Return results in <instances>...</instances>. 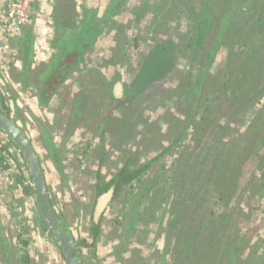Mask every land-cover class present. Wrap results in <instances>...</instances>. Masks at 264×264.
Returning <instances> with one entry per match:
<instances>
[{
    "label": "rangeland",
    "instance_id": "1",
    "mask_svg": "<svg viewBox=\"0 0 264 264\" xmlns=\"http://www.w3.org/2000/svg\"><path fill=\"white\" fill-rule=\"evenodd\" d=\"M46 1L50 8L44 13L49 15L35 2L32 20L16 31L4 21L5 14L2 18L5 48L16 43L20 50L0 58V109L14 115L34 142L53 205L77 238L81 264H264V111L254 112L253 102L248 112L233 103L253 83L243 77L256 74L250 73L253 59L264 57V0H125L119 16L95 34L90 47L76 49L83 52L74 68L78 76L63 84L73 62L60 67L50 85H60L61 92L50 99L41 94L42 88H31L34 74L28 73L26 82L14 75L20 84L14 83V61L24 57L27 67V58L33 65L34 56L50 62L63 40L83 30L86 21L82 24L80 18L104 13L112 0H63L68 2L63 6L69 22L65 29L71 35L65 29L57 35L53 28L60 20L61 0ZM242 7H252L254 13L238 22ZM200 11L211 25L201 45H191L186 35H197L194 17ZM167 41L177 44L165 56L173 54L175 68L162 76L161 68L170 64L160 67L151 88L141 87L130 97L129 88L146 57ZM259 64L261 84L254 90L264 85L261 59ZM202 73L200 85L184 95L186 83L191 86ZM117 81L122 100L111 94ZM222 85H228L225 98L211 114L208 129L196 132L202 103ZM149 90L157 95H147ZM83 92L87 98L74 105ZM250 100L263 107L264 91ZM252 119L251 131H245ZM223 133L221 151L217 140ZM192 145L197 146L193 154L188 150ZM10 148L9 165L0 163V264H24L20 256L26 253L32 264H65L56 246L45 245V235L34 236L40 231L34 233V228H41L34 198L20 204L14 198L16 192L23 193L24 185L17 180L27 169L19 152ZM184 151L191 155L186 156L180 184L174 178ZM152 160L137 184L121 183L115 202L111 199L102 213L97 210L99 186L125 165L134 171ZM203 184L211 195L195 203L192 191ZM19 223L26 226L29 244L19 242ZM236 236L241 238L239 247L232 244Z\"/></svg>",
    "mask_w": 264,
    "mask_h": 264
},
{
    "label": "trees",
    "instance_id": "2",
    "mask_svg": "<svg viewBox=\"0 0 264 264\" xmlns=\"http://www.w3.org/2000/svg\"><path fill=\"white\" fill-rule=\"evenodd\" d=\"M124 0H112L111 1V6L108 7L106 13H104L102 16H98L96 14H94V16H91V17H88L89 19L86 20V17L85 15L83 17H81L79 21H86L84 23V29L79 33V40L75 41L74 39H70L69 38V42L66 46V49L61 53V54H58L56 57H54L51 62L49 63V65H46V66H38L37 68L32 66V67H28V72L26 74H21V77H22V80H24V82H26L28 80V76L30 74H34L35 71H37V74H41L44 76V79L46 81H50L52 78H56L57 77V73L60 69V67L64 66L68 60L70 58H72V54L76 53V49L79 47V46H83V48H87L89 46L90 43L88 42H85L83 41V37L85 35H89L90 34V31L92 29V27H95V29L97 30H103L109 23V21H112L113 20V15L115 14V12L121 7V4L123 3ZM68 4V2H67ZM67 4L65 3V1L61 0L60 2V7H61V10H59L58 12V18L60 19L57 23V26H58V31L60 32L61 29L62 31L66 28L68 22L66 23V19H65V16L67 15L66 14V9L63 8V6H67ZM263 2L260 4V8L262 9L263 8ZM252 7H242L240 9V14L239 16L236 18L239 22V20H242L244 19L245 17H247L248 15H251L253 14V9H251ZM206 8H204V11H205ZM64 11V13H63ZM204 11H200L198 13H195V22H196V28H197V31L194 32L195 34L197 35H194L193 33H188L186 35V37H189L190 39V44H194V45H201V42L206 34V30L210 27L211 25V22L208 19V17H206L207 15L205 14ZM136 13V11H135ZM138 14V13H136ZM64 17V19H62ZM85 17V18H84ZM259 19H262V16L259 18ZM76 21V20H74ZM241 22V21H240ZM239 26H241L239 24ZM256 29V28H254ZM259 29V28H258ZM257 29V30H258ZM224 31V30H223ZM222 32V31H221ZM252 34H255V33H252ZM194 35V36H193ZM195 36L197 39H195ZM176 43L175 42H171V41H167L163 44H160L158 46H155L154 50L152 51L151 55H149L148 57H146V60L144 62V64L142 65V67L139 69V72L137 74V76L135 77L134 79V83L130 86L129 88V96H133L135 95V93L137 91H139L141 89V87L144 88V90L146 91V89H150L151 88V84H153L155 81V77H157V75H159L160 73V70L163 69V71L161 72V75L162 76H165L166 73H168L173 66V64L171 63V58H172V55H169L170 57L168 59H166V55L170 53V50L171 51H174L175 50V47H176ZM174 49V50H173ZM261 59V62L264 63V57L260 54V55H257L252 63H251V70H250V73H256V74H253L252 77L250 76H244L243 77H247V82H252V84H249L247 85V87L242 91L240 92V94H237L236 97L234 98V104L237 105V108L236 109H243L245 112H248L249 110V104L251 102H253V104L251 105V108L254 109V112H263L264 111V106L263 107H257L256 105V102L255 100H250L251 98H256V95L259 94L260 92H262V90L264 91V85L261 86V89H258V90H254V87L255 85L257 84H261V80L258 79L257 76H261L260 73H262V66L261 64H258V60ZM81 60V53L79 54L78 57H76V62L74 63L76 66L78 64V62ZM170 64L168 66H165V67H162L166 64ZM162 67L159 72L158 69ZM259 67H261L259 69ZM27 68V66H26ZM175 68V67H174ZM256 69H258V71H256ZM262 71V72H261ZM204 74L205 73H202L198 76H195V78H193V81L191 82V86H187L188 83H186L185 85V88L183 90V93L184 95L186 94V92L189 94L191 92V90L193 89L194 85L196 87H198L200 85V83L202 82L203 80V77H204ZM195 79H198L197 82ZM49 83V82H48ZM47 83V84H48ZM228 88V85H222L220 88H219V92L212 98H209L207 99L206 101H204L201 105V108L200 110L202 111L203 113V116H202V119H201V122L198 123V125H196V132H205L207 129H208V125H209V118L211 117V114L214 113L215 111V108L220 104V101L225 98V91L227 90ZM42 92H47L49 91V89H47V87H44L42 89H40ZM114 92H112V96L114 97L115 100H122L123 97H119L116 93L115 90H113ZM161 91H164V90H161ZM147 95H157L155 94V92H151L150 90L147 92ZM244 98V100H247L246 101H242L240 103V101L242 100L241 98ZM236 101H239L236 102ZM251 110V109H250ZM242 111V110H241ZM254 119L250 120V124L248 125V127L246 128L245 131H251L252 127H251V124L253 123ZM230 128V127H229ZM1 130V129H0ZM224 136H225V133L222 134V136L220 137V139L217 140V142L219 141V144H218V147H221V151H224V146H222L224 144ZM244 137H245V132H244ZM196 141H199V138L196 137ZM0 143L2 144H5L1 138V134H0ZM6 148V145L4 146ZM196 145H192L191 147H188V150H190L193 154L196 150ZM165 152V151H164ZM184 153V154H183ZM178 160V164H179V168L180 170L177 172L179 175H177L174 179H179L180 180V184L183 182L182 178L180 179L182 173H183V170H186L184 169L185 168V160L187 159L186 156H190L191 154H189V152H186L185 151L183 152ZM203 153L200 152L199 153V156H201ZM223 152H221V156H222ZM220 154H218L219 156ZM159 156H155L154 159H158ZM0 159H4V157L2 156V154L0 153ZM153 159V160H154ZM153 160L152 161H149L146 166H144L143 168H134L136 170L133 171V169L129 168V165H125L124 167H122L121 169H119V171L117 172V174L111 179V181H109L108 183H105L104 185L102 186H99L100 187V190L101 191V194H103L104 192H107L108 190H110L112 187H114V190H115V197L116 196H120L119 195V189H120V186H121V183H129V186H134V184H137L142 172H144V170H146L148 167H150L153 163ZM206 162V160L204 161ZM225 163V162H224ZM224 163L221 164V167L223 170H225V168L223 167ZM3 166V165H2ZM161 167L164 169L165 168V164H161ZM208 168H211V167H208ZM218 168H220V166H218ZM187 171V170H186ZM191 181L193 180L192 177H190ZM18 180H21L20 178ZM213 180L212 176L208 177L207 178V181L211 182ZM140 181V180H139ZM206 184H209V183H206ZM206 184H203L202 187L200 186L199 190H194L192 191V193H195L196 196L194 198V202L195 203H199L203 200H207V198L211 195L209 194V192H206L203 187L206 185ZM174 191H175V187L173 188ZM26 194H34V190H33V187L30 186V187H25V191ZM100 194V195H101ZM130 194V192H129ZM184 195L183 194V198H184ZM183 198L181 199V201L183 200ZM187 198V197H185ZM120 198H118L119 200ZM116 200V199H115ZM115 200L113 201V203L115 202ZM178 201V200H177ZM177 201H176V204H177ZM112 203V204H113ZM177 207V205H176ZM179 207V205H178ZM181 208V209H180ZM195 210L196 211H193L195 213H198L197 211V208L194 206ZM180 211L183 212L182 210V206L180 205L179 207ZM184 214L180 213L178 214L177 216H183ZM1 216V214H0ZM183 217H181L182 219ZM179 219V218H178ZM39 222H40V225L42 227L43 230L45 231H48V227L43 219L42 216L39 215ZM94 223L96 224V226H99V222H95ZM49 232V231H48ZM212 236V235H211ZM210 236V238H211ZM22 240V239H20ZM25 240V239H24ZM240 241H241V238L239 236H236L235 239L233 240V243L232 244H235V246L239 247L240 245ZM22 242L23 244L27 243L28 241H20ZM20 259L23 260L24 264H30V256H28L27 254H23L20 256ZM208 259H206L205 261H207ZM190 264H195V263H190Z\"/></svg>",
    "mask_w": 264,
    "mask_h": 264
},
{
    "label": "flooded vegetation",
    "instance_id": "3",
    "mask_svg": "<svg viewBox=\"0 0 264 264\" xmlns=\"http://www.w3.org/2000/svg\"><path fill=\"white\" fill-rule=\"evenodd\" d=\"M125 1V0H124ZM123 1V2H124ZM148 4V3H147ZM122 5V4H121ZM146 7H147V5H146ZM108 8V7H107ZM107 8H105V9H103V10H105L104 11V13L107 11ZM121 10V7L115 12V14L113 15V18H117L119 15V11ZM148 10V9H147ZM102 11H100V12H96L95 14L96 15H98V16H102L103 14H104ZM145 13H146V11H145ZM78 20H79V18H78ZM81 20V19H80ZM112 21H114V20H112ZM80 23H84V21H79ZM57 23H58V21H56L55 23H54V25H53V28H54V30H55V33H57V35H59V31H58V26H57ZM69 23V22H68ZM73 24L72 25H74L75 24V21L74 22H72ZM29 24V23H28ZM109 24V23H108ZM82 27H84V24L80 27V29H84V28H82ZM105 29V28H104ZM103 29V30H104ZM102 29L101 30H97V29H95V27H92V29H91V31H90V34L89 35H85L84 37H83V41H85V42H88V43H90L89 44V46L88 47H90V45H91V43H92V40H93V38L95 37V34L96 33H98V32H101V31H103ZM65 32L67 31V34L68 35H71V33H70V31L69 30H64ZM53 36H54V33H53ZM77 39V40H79L80 38H79V35H71V38L70 39ZM68 40H63L60 44H59V46H58V48H57V51H56V55L55 56H57L58 54H61L65 49H66V46H67V44H68ZM47 43H48V45L50 44L49 43V41H47ZM81 53V59H82V55H83V52H79V51H76V53H74V54H72V57H73V59L72 58H70L68 61H70V60H72V64L70 65V63L68 64V71H66L65 73H64V75H65V77H64V79H63V84H65V82L66 81H69V80H71V79H74V77L75 76H78V72L76 73V71L74 70V68L76 67V66H74L75 64V62H76V57H78L79 56V54ZM54 56V57H55ZM48 60H49V58H44V59H42L40 62H38V60H35V56H34V67H38V66H46V65H48V63H50V62H48ZM52 60V59H51ZM83 60V59H82ZM47 62V63H46ZM80 62V61H79ZM79 62H78V64H79ZM30 76L32 77L33 76V74H30ZM31 81H34V83L32 82V86H31V88L34 90V84L36 85V86H38V87H40V88H44V87H47V89H49V91H47V92H43V93H41L42 95H44V96H46V98L47 99H50V97H54V96H56L58 93H60L61 92V89L59 88V86L58 87H52L51 85H50V81H46L45 79H44V76L43 75H41V74H37V73H34V80H32L31 79ZM41 81V82H40ZM42 85V86H40L39 85V83ZM47 82H49L48 84H47ZM118 82L119 81H117L116 83H115V86H114V90L116 89V93H117V95H119V89H120V91H121V85L120 84H118ZM97 96V95H96ZM76 98V100H74L72 103L74 104V102L75 101H78L79 99L80 100H84L85 98H87L86 97V92H83V93H81L80 94V96H76L75 97ZM75 105V104H74ZM3 111V110H2ZM6 114H8L7 112H5ZM9 116H11V117H13L14 118V115H12L10 112H9V114H8ZM15 119V118H14ZM16 120V119H15ZM17 121V120H16ZM18 122V121H17ZM19 123V122H18ZM20 125V124H19ZM1 129V128H0ZM25 133H26V131H25ZM0 134H1V138H2V140H3V142L5 143V144H2V143H0V153L2 154V156L4 157V159H0V163H1V165H3L4 167H7V165H9V161H8V159L7 158H9V154L12 152L11 151V148L10 147H12L13 149H15V151L16 152H19V155H20V157L22 158V160H23V162H24V164L26 165V169H27V175L25 176V175H19L20 177H18V179L20 178L21 180H17L18 182H21L23 185H24V188L22 189V194H20V193H18V192H16V194L14 195V198H15V200L18 202L17 204H20L21 202H22V200H25V199H29V198H34V204L36 205V207H37V214H39L40 216H42L41 215V213H40V210H39V207H38V204H37V200H36V197H35V193L32 195V194H26V192H24L25 191V187H30V186H32V177H31V175H30V173H29V170H28V167H27V163H26V159H25V156L20 152V150H19V148L15 145V143L3 132V130L1 129L0 130ZM27 135H28V133H26ZM29 136V135H28ZM30 137V136H29ZM31 139V138H30ZM31 141H32V139H31ZM33 142V141H32ZM34 143V142H33ZM6 145V148L4 147ZM9 145H11L10 147H8ZM34 146H35V144H34ZM35 148H36V146H35ZM36 150H37V148H36ZM37 153H38V151H37ZM38 156H39V154H38ZM17 157V156H16ZM16 159H18V158H16ZM39 159H40V157H39ZM40 162H41V159H40ZM41 164H42V162H41ZM42 167H43V164H42ZM124 167V166H123ZM122 168V167H121ZM120 168V169H121ZM43 169H44V167H43ZM119 171V170H118ZM117 171V172H118ZM45 172V171H44ZM117 174V173H116ZM115 174V175H116ZM45 176H46V174H45ZM126 184H129V183H126ZM112 192V195H111V197H110V199H109V201L111 200V199H116V197H115V190H114V187H112L110 190H108L107 192H104L103 194H106V193H108V192ZM103 194H101L100 196H98V199H97V201H96V205H97V208H98V204H99V200H100V198L102 197V195ZM51 196V195H50ZM114 196V197H113ZM108 201V202H109ZM108 202L106 203V205H105V207L104 208H102L101 210H100V212L102 213L103 211H104V209L107 207V205H108ZM52 204H53V202H52ZM110 204V203H109ZM21 209V208H20ZM98 210V209H97ZM58 215H59V217L61 218V216H60V214H59V212H58ZM61 220H62V218H61ZM96 222V221H95ZM62 224H63V222H62ZM63 226H64V224H63ZM24 227H26L24 224H22V223H19L18 224V226H17V235H18V239H19V242L20 241H27L26 239H25V228ZM39 229H37V228H34V233H35V230H40L39 232H38V235H34L35 236V238H37V239H41V236L39 235V234H41L42 236H46L47 238H44V242H45V245L48 247V248H52V247H55V248H57L58 249V251L60 252V254H61V256H62V259H63V261H64V263L65 264H67V259H66V257H65V255H64V253H63V251H62V249H61V247L59 246V244L55 241V239H54V237L52 236V234L50 233V231L48 232V231H45V230H43L42 229V227L40 228V227H38ZM64 228L65 229H67L68 231H70L71 232V234L74 236V238L76 239V241H77V238H76V236L74 235V233L71 231V230H69L68 228H66L65 226H64ZM49 236V237H48ZM20 239H22V240H20ZM25 239V240H24ZM43 241V240H42ZM22 243V242H21ZM25 244H29L28 242L27 243H25ZM55 244V245H54ZM77 244H78V241H77ZM78 253H79V245H78ZM27 254V253H26ZM25 254V255H26ZM28 256H30V254H27ZM79 257H80V255H79ZM81 259V258H80ZM30 264H32V262L30 261Z\"/></svg>",
    "mask_w": 264,
    "mask_h": 264
},
{
    "label": "water",
    "instance_id": "4",
    "mask_svg": "<svg viewBox=\"0 0 264 264\" xmlns=\"http://www.w3.org/2000/svg\"><path fill=\"white\" fill-rule=\"evenodd\" d=\"M0 128L15 143L25 156L29 173L32 177V187L35 193L40 213L55 241L61 247L67 264H81L78 244L70 231L64 228L56 207L52 204L46 176L40 162L37 150L30 137L19 123L0 109ZM112 192L103 194L99 200L98 211L105 207Z\"/></svg>",
    "mask_w": 264,
    "mask_h": 264
},
{
    "label": "crops",
    "instance_id": "5",
    "mask_svg": "<svg viewBox=\"0 0 264 264\" xmlns=\"http://www.w3.org/2000/svg\"><path fill=\"white\" fill-rule=\"evenodd\" d=\"M9 0H0V58H2L6 52L7 56H9L11 54L12 51H19V46L18 44H12L11 45V49H10V45H9V48H5V36H4V27L2 26V18L5 14V5H6V2H8ZM36 2H39L40 5H41V9H40V12H42V14H44L45 16H48L49 13L45 14L44 11L48 8H50V4H48V2L46 0H37ZM40 19V18H39ZM37 18V20H39ZM23 31V29H22ZM12 42V40H11ZM6 47H8V44H6ZM10 49V50H9ZM19 49V50H18ZM38 60V59H37ZM41 60H38V62H40ZM27 64H28V67H31L32 65V62L31 61H28V58H27ZM13 74H11L13 80H14V83H18V77H15L14 75H21V74H26L28 72V67L26 68V59H24V57H21L20 60H16L14 61L13 63ZM34 66V60H33V65ZM12 73V72H11ZM19 73V74H18ZM22 79V78H21ZM17 81V82H16ZM20 81V80H19Z\"/></svg>",
    "mask_w": 264,
    "mask_h": 264
},
{
    "label": "built area",
    "instance_id": "6",
    "mask_svg": "<svg viewBox=\"0 0 264 264\" xmlns=\"http://www.w3.org/2000/svg\"><path fill=\"white\" fill-rule=\"evenodd\" d=\"M37 0H10L5 11L4 21L12 30H18L22 25L28 24L32 18L34 3Z\"/></svg>",
    "mask_w": 264,
    "mask_h": 264
}]
</instances>
